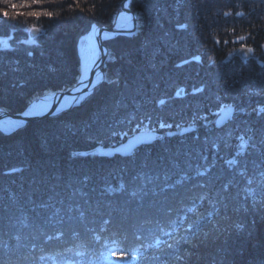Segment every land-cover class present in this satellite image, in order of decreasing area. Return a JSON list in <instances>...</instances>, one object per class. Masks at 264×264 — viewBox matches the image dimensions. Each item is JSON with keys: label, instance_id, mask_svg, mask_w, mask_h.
Listing matches in <instances>:
<instances>
[{"label": "trees", "instance_id": "1", "mask_svg": "<svg viewBox=\"0 0 264 264\" xmlns=\"http://www.w3.org/2000/svg\"><path fill=\"white\" fill-rule=\"evenodd\" d=\"M120 2L0 0V107L72 86L80 39ZM130 8L135 35L105 43L110 81L0 133V264H264V0Z\"/></svg>", "mask_w": 264, "mask_h": 264}, {"label": "water", "instance_id": "2", "mask_svg": "<svg viewBox=\"0 0 264 264\" xmlns=\"http://www.w3.org/2000/svg\"><path fill=\"white\" fill-rule=\"evenodd\" d=\"M123 12L130 17V21L125 20V23L117 25L116 19L119 17V14ZM136 20L137 13L131 10L130 0H121V2L119 3V10L113 16L112 23L109 27H102L97 24H93L90 32L85 35L88 36L90 34H94L100 48L98 63L90 72L87 79L82 82L80 74L76 79V83L66 90L49 92L46 93L45 96L40 97L38 100L44 97H48L53 101L51 108L40 115L28 116L27 110L29 107H27L23 112L17 114H9L5 109L0 107V133L4 135H10L16 130L28 126L31 121L57 114V112L55 111L57 109V105L61 103L63 99L74 96V100L68 102L66 105H63V108L60 112L66 111L67 109H70L71 107L76 106L78 103H80L96 87L108 82L103 76L98 77L100 72H104L105 69L107 70L106 64L109 63L113 58V52L107 47L105 43L106 41L111 40L119 35L131 36L132 32L136 31L138 28ZM230 114V108L224 109L217 115L215 120L216 123H223V121L228 118ZM3 128L7 129L9 133H4ZM155 138L156 135L151 132L138 133L127 138L123 143L116 147L98 148V152L100 155L106 157H111L113 155L125 156L130 154L134 149L141 147L142 145L151 144L155 140Z\"/></svg>", "mask_w": 264, "mask_h": 264}, {"label": "bare ground", "instance_id": "3", "mask_svg": "<svg viewBox=\"0 0 264 264\" xmlns=\"http://www.w3.org/2000/svg\"><path fill=\"white\" fill-rule=\"evenodd\" d=\"M129 19H130V17L123 12V13L119 14V17L116 19V24L121 25V24L125 23V20L128 21ZM85 45H86L85 50L82 51V53H81V81L82 82H84V80L87 79L90 72L97 65L99 51H100V48L98 46V43H97V40H96L94 34H90L86 37ZM81 50H83V49L81 48ZM99 76L100 77L101 76L109 77V73L107 71H104V72L102 71L99 73L98 77ZM74 98L75 97L72 96L70 98L63 99V101L57 105V109L55 110L57 112V114L49 116V117H55V116H58L64 112H66L68 109L66 111H63V112H60V111L62 110L63 105H66L68 102L73 101ZM52 103H53V101L48 97H44L40 100H34L28 106L29 108L27 110V115L28 116L40 115V114L46 112L47 110H49L51 108ZM3 131H4V133H9L7 131V129H5V128H3Z\"/></svg>", "mask_w": 264, "mask_h": 264}, {"label": "rangeland", "instance_id": "4", "mask_svg": "<svg viewBox=\"0 0 264 264\" xmlns=\"http://www.w3.org/2000/svg\"><path fill=\"white\" fill-rule=\"evenodd\" d=\"M137 20H138V15H137ZM137 20H136V23H137ZM111 23H112V22H111ZM92 26H93V25H92ZM92 26H91V27H92ZM137 27H138V26H137ZM90 30H91V29H90ZM90 30H89V32H90ZM137 30H138V28H137ZM137 30H136V31H133V32H132V35H135V33L137 32ZM89 32H88V33H89ZM88 33H87V34H88ZM87 34H86V35H87ZM132 35H131V36H132ZM86 37H87V36H84V37H82V38L80 39L79 44H78V47H77V49H78V54H79V58H80V59H81V53H82V51L85 50V46H86V45H85V39H86ZM81 48H82L83 50H81ZM80 66H81V60H80ZM79 71H80V67H79ZM104 71H107V72L109 73V77H104V78H105L107 81H110V80L112 79L110 71H109L108 69H107V70L105 69ZM80 74H81V73H80ZM80 74H79V75H80ZM106 83H107V82H106ZM61 91H63V90H61ZM49 92H53V91H46V92L42 93L41 95H39V96H37V97H34V98L29 102V104H30L31 102H33L34 100H38L40 97L45 96V94H46V93H49ZM29 104H28V106H29ZM28 106H27V107H28ZM27 107H26V108H27ZM26 108H25V109H26ZM16 131H17V130H16ZM16 131H15V132H16ZM119 262H120V264H124L125 262H128V261H126V260H121V261H119Z\"/></svg>", "mask_w": 264, "mask_h": 264}, {"label": "clouds", "instance_id": "5", "mask_svg": "<svg viewBox=\"0 0 264 264\" xmlns=\"http://www.w3.org/2000/svg\"><path fill=\"white\" fill-rule=\"evenodd\" d=\"M27 6L30 7L31 4L29 3ZM224 14L225 15H231V11L229 10V11L225 12ZM28 15H32V13H28ZM239 15H243V13L241 12V13H239ZM226 31H231V29H226ZM237 39L238 40H244V39H246V36L244 34H241L239 37H237ZM249 51H251V49H249Z\"/></svg>", "mask_w": 264, "mask_h": 264}]
</instances>
